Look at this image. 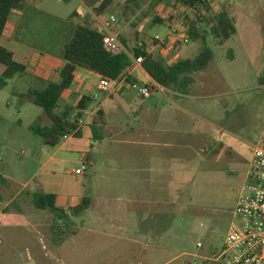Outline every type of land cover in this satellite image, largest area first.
Returning <instances> with one entry per match:
<instances>
[{
	"label": "rangeland",
	"instance_id": "rangeland-1",
	"mask_svg": "<svg viewBox=\"0 0 264 264\" xmlns=\"http://www.w3.org/2000/svg\"><path fill=\"white\" fill-rule=\"evenodd\" d=\"M211 2L228 13L234 20L237 31L230 39L219 43V39L212 32L213 24L203 22L207 45L214 52V58L205 70L213 80V85L207 88L195 87V90H199L196 91L197 95L204 97L196 99L194 105L198 104L202 117L217 124L221 131L219 133L215 130L211 140L207 141L205 153L196 155L195 150L180 148V163L173 169L178 189L170 183L172 176L170 169L174 165L170 159L171 155L176 153L172 148L167 151L166 165L156 166L154 173L145 174L154 175V178L148 184L149 202L145 207L150 210V216L144 222V226L154 229L156 218L161 227L168 226L170 218L175 235L171 240L172 248L166 252V259H171L168 264H185L186 260L191 264L215 263L209 258H215L223 249L230 224L234 219L236 204L241 194L246 192V185L249 182L253 145L264 128V0H211ZM163 4L165 7L160 15L152 11L146 18L136 21L142 13L135 8L133 14L132 11H128L130 6L125 2L120 5L119 0H116L103 16L107 17L114 13L119 25L127 26L126 35L132 40L135 32L139 31L144 35L151 33L144 29L150 22L149 18L155 15L161 18L172 1L165 0ZM45 7L53 9L63 17L72 14V20L74 11H78L82 16L91 12L81 0L62 2L58 7L48 3ZM192 16L197 20H204V15L192 14L187 16V24ZM154 25L158 29H168L157 23ZM203 44L200 39L192 38L188 44L182 40L180 47L183 57L187 55L189 58L195 57ZM77 85L76 82L73 86ZM162 98L161 93H156L150 101ZM19 100L16 94L0 92V102L11 103L9 110H3L6 120L4 125H1L5 131L0 135V164H8L11 171L26 175L37 169L38 161L43 157L41 149L45 146L46 150L52 152L53 147L45 144L39 135L29 133L31 131L28 129L29 124L41 116L45 117L44 109L28 98H23L21 104L18 103ZM140 112L142 111L138 110L137 114ZM132 116L129 120L135 126L138 117L135 119V113ZM44 122L49 123V120L45 118ZM19 129L30 134L31 138L7 139V130L15 133ZM143 132L147 131L137 128L133 146L121 145L118 141L111 145L109 141L95 140L89 147L88 155L91 158L89 163L80 162V154H75L70 158V164L60 165L53 172L39 173L29 190H35L36 183L46 181L49 191L57 193L60 198H65L68 204L73 203L78 195L89 196L91 199L103 197L112 203H123L127 199L139 196L141 190L134 187L128 179L135 174L130 175L128 172L129 177L126 174L131 168L142 167V161L136 156L139 154L138 151L148 149L138 136L143 135ZM185 141L180 138L178 144L184 145ZM30 144H33V147ZM23 149L26 152L24 156L21 155ZM29 152L33 153L32 158L29 157ZM76 168H84V173L81 176L76 174ZM104 177L111 178V187L105 188L98 184L104 183L106 180ZM14 190L15 186L12 185L9 192ZM61 209L63 211L53 212L51 227L40 230L35 238L37 248H41L45 243L49 246L47 264L135 263L134 261L131 263L130 260L132 253L126 251L128 244L126 234L113 228L123 222L124 216H108L97 224L92 220L93 209L85 214L84 211L75 214L68 208ZM37 212L42 216H51L49 211ZM154 214L156 216H153ZM82 216H86L85 221L82 220ZM64 220L71 223V226L62 228ZM17 242L20 244L22 241ZM197 242H201L202 247L199 248ZM0 245L6 246V243ZM162 257L160 254V258ZM155 258H159V255ZM160 263L161 261L157 264ZM9 264L24 263L11 261Z\"/></svg>",
	"mask_w": 264,
	"mask_h": 264
},
{
	"label": "crops",
	"instance_id": "crops-1",
	"mask_svg": "<svg viewBox=\"0 0 264 264\" xmlns=\"http://www.w3.org/2000/svg\"><path fill=\"white\" fill-rule=\"evenodd\" d=\"M69 1L27 0L22 7L13 10L5 31L0 35V45L11 50L14 60L27 67L25 72L17 73L9 79L7 85L0 90V92L16 94L20 99L19 104L23 98L35 102L30 92L43 90L49 81H57L60 77V70L64 65L63 47L71 39L75 30V23L71 19L72 14L63 17L45 6L49 3L53 7H58L61 6L62 2L69 3ZM125 1L119 0L120 5ZM173 3L167 7L165 14L161 16L162 23L153 21V17L149 18L150 22L146 24L144 29L151 33L144 35L139 31L135 32L134 38L139 35L138 41L136 39L130 40L126 35L127 26H120L114 13L108 15L107 17L114 15L117 18L113 25V33L121 40L124 50L126 47L123 39H126V45L130 48L144 43L150 54L162 58L167 64L189 58L188 55L183 57L180 45L182 40L186 44L191 40L187 34L186 18L193 13L183 5ZM209 3L211 11H207L205 15L209 14L212 17L221 11L213 5L211 0ZM164 7L165 5L162 3L156 7L155 11L160 15ZM99 17L107 18L106 16ZM96 23L100 25L97 19ZM155 23L168 29H158L154 25ZM203 26L205 25L203 24ZM186 37H189L188 42H185ZM155 39L156 42L153 41ZM142 63H135V67L131 71L132 75L138 78L137 85L131 86L126 80H121L119 86L111 92L102 90L100 74L86 69H78L74 81L78 85L74 87L73 83L72 91L70 88L62 97L61 109L72 106L73 113H75L82 96L88 95L93 98V106L90 105L84 111L85 116L82 119L85 124L80 127L82 136L67 137L61 144L53 147L52 152L46 150L44 146L41 149L43 157L38 161L37 169L31 170L26 175L11 171L8 164H0V174L8 180L6 183L0 184V244L6 243V246L0 245V264H9L11 261L24 264H47L49 246L45 243L41 248H37L35 238L40 230L51 227L52 224L50 223L54 216L51 210L36 206L34 194L37 192L55 194L57 206L66 209L78 205L83 196L78 195L73 203L68 204L65 198H60L57 193L49 191L46 181L45 183H36L35 190H29V188L39 173L53 172L60 165L70 164V158L75 154H80V162L89 163L91 161L88 155L89 147L96 139L90 125L94 121L103 122V126L99 128L98 136L101 138L99 140L102 142L109 141L111 145L118 141L121 145L133 146L135 145L134 135L137 133V128L146 130L147 132L138 136L148 149L138 151L139 154L136 156L142 161V167L131 168L126 174L128 177V172L130 175L135 174L128 179L134 187L141 190L140 195L131 200L127 199L123 203H112L103 197H95L92 198V205L83 214L89 213L93 209L92 220L97 224L107 219L108 216H124L123 222L119 223L117 227L112 226L117 231L126 234V241L128 242L126 251L132 253L131 263L133 261L134 264H154L156 261H161L160 264H168L170 262L171 259H166V252L172 248L171 240L175 237L170 218L168 226L161 227L158 218L153 224L154 229H151L150 226L148 228L144 226V222L150 216V210L145 207L149 202L148 184L154 178V175L145 174L154 173L156 166L166 165L167 151L172 148L176 153L171 155L170 159L171 163H174L170 169L172 171L170 183L171 186L178 189L179 186L176 183V175L173 174V169L180 163V148L195 150L194 154L196 155L205 153L207 141L211 140L215 130L220 133L221 128L214 122L202 117L199 105H194L196 99L204 97L197 95L196 91L199 90H195V87L207 88L213 85V80L206 74L205 70L194 74L195 81L186 90H179L161 86L144 69ZM5 69V64L0 62V77ZM144 85H148L151 89L149 97H143L140 93V88ZM156 93H161L163 98L150 101ZM71 102L72 105H70ZM10 106L11 103L9 102L7 104L0 102V109H2V113H0V135L5 131L1 126L6 120L3 110H9ZM138 110L142 112L137 114ZM134 113L136 114L135 119L138 117L135 126L129 120V117ZM31 124H29V131H31ZM7 133V139L31 138L30 134L24 133L21 129L15 133L7 130ZM180 138L185 139L186 144H178ZM30 146L33 147V144ZM25 154V149H23L21 155L24 156ZM29 157L32 158L33 153L29 152ZM77 169L80 168H76V171ZM136 172L139 173L136 174ZM83 173L76 172L80 176ZM104 178L106 179L104 183L98 184L105 188L111 187V178ZM159 181L160 176L157 178L158 184ZM12 185L15 186V190L9 192ZM176 194H174L175 197ZM39 210L49 211L51 216H42L37 212ZM168 216L172 215L168 214ZM85 217L82 216L83 221H85ZM17 241L22 242L18 244ZM10 242L13 243L7 245ZM151 250L152 254L150 253ZM6 254L13 255L10 257ZM160 254L163 255L162 258H160ZM158 255L159 258L156 259L155 257Z\"/></svg>",
	"mask_w": 264,
	"mask_h": 264
},
{
	"label": "trees",
	"instance_id": "trees-1",
	"mask_svg": "<svg viewBox=\"0 0 264 264\" xmlns=\"http://www.w3.org/2000/svg\"><path fill=\"white\" fill-rule=\"evenodd\" d=\"M27 0H0V35L6 29L7 23L14 9L22 7ZM91 12L82 16L78 11H74L75 30L71 39L64 44L63 61L64 65L60 70V77L57 81H49L43 90H32L30 95L35 103L44 109V115L39 117L30 125V130L39 135L45 144L56 147L67 137H81L82 130L79 126V120L85 116L84 111L93 103V98L82 96L77 105V111L73 113L72 106H66L61 109V99L73 85L78 69H86L109 77L115 80H126L131 86L138 84V78L132 75L131 71L135 67V59L143 57V67L151 77L161 86L167 88H177L186 90L194 83V74L206 70L214 58V52L207 45V35L204 32L203 22L213 24V35L219 39V43L230 39L236 33L234 20L223 9L214 16L204 15V20H197L193 16L187 24V34L192 39H200L204 44L199 53L193 58L179 59L172 64H167L162 58L150 54L146 45H136L130 48L126 45V50L118 53L108 51L104 44L106 31L96 23L95 16H103L107 9L116 0H81ZM165 0H126L125 4L130 6L128 11L133 14L139 10L142 16L136 18V21L146 18L155 11L156 7ZM175 5H183L186 8H193L197 4H204L207 11H211L208 0H170ZM133 7V8H132ZM195 19V20H194ZM153 21L162 23L163 19L158 15L153 16ZM139 35L136 36L138 41ZM132 39V40H133ZM156 42L157 40H153ZM231 54L233 53L230 50ZM0 62L5 64L6 69L0 77V90H2L9 79L17 73L26 71V66L15 61L13 52L0 45ZM57 110V111H56ZM47 118L49 123H45ZM91 128L96 140L101 139L98 136L99 128L103 122H92ZM89 159L90 156H89ZM8 180L0 174V184ZM34 201L38 208L49 209L52 212L63 211L57 206V196L52 193L37 192L34 194ZM91 197L83 196L78 205L68 208L71 212L78 214L91 205ZM66 217V216H65ZM71 223L66 220L62 223V228L70 227ZM71 229V228H70ZM217 264V263H214Z\"/></svg>",
	"mask_w": 264,
	"mask_h": 264
},
{
	"label": "built area",
	"instance_id": "built-area-1",
	"mask_svg": "<svg viewBox=\"0 0 264 264\" xmlns=\"http://www.w3.org/2000/svg\"><path fill=\"white\" fill-rule=\"evenodd\" d=\"M210 1V0H208ZM193 14L205 15L207 9L204 4H197L188 8ZM100 26L106 31L104 44L108 51L118 53L123 44L119 37L113 33V25L117 18L111 15L105 19L96 16ZM189 41L186 37L185 42ZM140 46L143 43L139 44ZM143 62V57L135 59V63ZM121 81L101 76L100 86L102 90L111 92L115 90ZM143 97L151 95L148 85L140 88ZM85 121L79 120V126ZM84 169V168H83ZM83 169H77L82 173ZM197 246L202 247L201 242ZM217 264H264V128L253 145L251 171L246 192L241 194L234 211V219L230 224L222 251L215 257L209 258ZM185 264H191L187 260Z\"/></svg>",
	"mask_w": 264,
	"mask_h": 264
}]
</instances>
